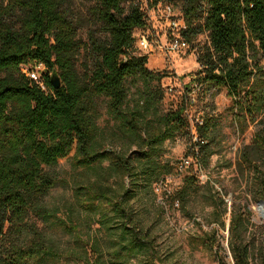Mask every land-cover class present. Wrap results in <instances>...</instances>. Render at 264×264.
<instances>
[{"label": "trees", "instance_id": "obj_1", "mask_svg": "<svg viewBox=\"0 0 264 264\" xmlns=\"http://www.w3.org/2000/svg\"><path fill=\"white\" fill-rule=\"evenodd\" d=\"M168 2L182 5L181 37L188 44L209 39L197 53L201 69L189 94L225 88L239 129L258 126L238 168L252 175V194L264 201V0ZM69 3L0 0V264H169L156 232L166 213L157 198L177 164L165 158L164 146L187 135L197 159L206 162L216 122L197 124L194 140L187 97L167 113L160 110L161 89L129 103L130 82L150 85L165 75L148 69L146 55L134 54V32L147 25L137 0H95L90 15L104 37L91 31L89 43ZM82 52L96 60L84 74L76 65ZM39 65L45 71L37 79L25 72ZM51 72L63 81L58 89ZM103 101L117 125L112 136L119 137V150L106 147ZM66 158L76 172L72 197L50 203ZM197 183L194 174L185 177L171 205L186 206ZM213 203L214 213L222 212L217 224L225 227L227 204L221 198ZM250 215L249 209L231 211L228 245L235 264H253ZM217 233L209 235L215 243Z\"/></svg>", "mask_w": 264, "mask_h": 264}, {"label": "rangeland", "instance_id": "obj_2", "mask_svg": "<svg viewBox=\"0 0 264 264\" xmlns=\"http://www.w3.org/2000/svg\"><path fill=\"white\" fill-rule=\"evenodd\" d=\"M154 1L137 0L145 12L147 25L134 32L137 38L134 54L146 55L148 69L165 75L159 83L155 81L150 85L142 79L130 82L129 103L133 105L138 97H144L149 89H161L164 99L160 103V110L163 113L176 110L187 97L189 101L186 112L190 130L194 135L196 125L204 119L210 118L216 122L214 142L205 151L206 154H212L206 162L197 159L187 135L177 136L165 143V158L171 160L172 165H177L164 185L158 189L157 203L166 209L161 218L162 222L157 226L158 241L165 254L171 255L169 264H235L228 245L231 211L246 212L249 209L253 227L250 228L247 241L256 249L253 264H261L264 256V216L260 207L264 201L252 194V175L244 176L238 168L240 156L245 148L251 145L258 126L252 124L245 132L239 129L232 110V100L225 88H195L189 94L188 86L193 85L201 69L197 53L209 45V39L207 35H203L196 42L190 43L187 49H172L174 35L171 25L172 21L180 19L182 5L175 4L174 7L169 5V0L160 1L158 4ZM94 5L95 0H70L69 3L72 16L82 22L80 37L88 43L91 31L100 38L104 37L100 26L92 23L90 9ZM129 5L130 3L126 4L127 7ZM142 36L152 44L148 51L139 46L138 40ZM95 63L96 60L91 55L82 52L76 61L77 70L84 74L87 67L93 69ZM29 70L39 77L45 68L42 65L25 68V72ZM52 75L51 72L50 76ZM61 83L63 84V81ZM101 104L102 117L99 123L109 135L107 150H119L121 141L118 136H112L117 131V125L108 116L106 103L103 101ZM196 138L195 135L194 140ZM71 159L60 161L58 170L63 181L50 194V203L61 205L72 197V178L76 172L72 168ZM262 169L264 171V166ZM192 174L198 178V183L190 195L189 202L186 206H180L178 203L172 206L169 197L179 191L185 177ZM214 198H221L227 204V214L223 217L225 227L217 224L216 215L220 216L222 212L214 213ZM213 230L218 231L217 243L213 241V236L209 237Z\"/></svg>", "mask_w": 264, "mask_h": 264}, {"label": "built area", "instance_id": "obj_3", "mask_svg": "<svg viewBox=\"0 0 264 264\" xmlns=\"http://www.w3.org/2000/svg\"><path fill=\"white\" fill-rule=\"evenodd\" d=\"M171 26H172V31L174 35V39L171 42V48L174 50L187 49L189 47V44L181 37V31L186 28L185 22L180 18L177 21L176 20L172 21ZM138 43H139L140 48L143 49L144 51H148L152 47V44L145 36H142L138 40ZM31 77L34 79H37V76L35 73H32Z\"/></svg>", "mask_w": 264, "mask_h": 264}, {"label": "water", "instance_id": "obj_4", "mask_svg": "<svg viewBox=\"0 0 264 264\" xmlns=\"http://www.w3.org/2000/svg\"><path fill=\"white\" fill-rule=\"evenodd\" d=\"M52 84L53 86L58 89L61 86V80L59 78V76L57 75V73L55 72L54 75L52 76Z\"/></svg>", "mask_w": 264, "mask_h": 264}, {"label": "bare ground", "instance_id": "obj_5", "mask_svg": "<svg viewBox=\"0 0 264 264\" xmlns=\"http://www.w3.org/2000/svg\"><path fill=\"white\" fill-rule=\"evenodd\" d=\"M261 210H262V213H263V216H264V203L263 204H261Z\"/></svg>", "mask_w": 264, "mask_h": 264}]
</instances>
